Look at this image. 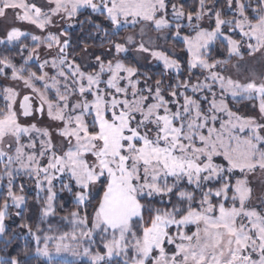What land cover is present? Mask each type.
Wrapping results in <instances>:
<instances>
[{
    "label": "snow or ice",
    "instance_id": "6c2138e0",
    "mask_svg": "<svg viewBox=\"0 0 264 264\" xmlns=\"http://www.w3.org/2000/svg\"><path fill=\"white\" fill-rule=\"evenodd\" d=\"M0 21L5 250L18 179L40 205L0 264H264V0H0Z\"/></svg>",
    "mask_w": 264,
    "mask_h": 264
},
{
    "label": "trees",
    "instance_id": "16d2710c",
    "mask_svg": "<svg viewBox=\"0 0 264 264\" xmlns=\"http://www.w3.org/2000/svg\"><path fill=\"white\" fill-rule=\"evenodd\" d=\"M184 3L186 5H191L192 0H184ZM98 19H101L98 17ZM71 34V39L73 46H76L78 40H85L87 37V33L84 32L82 33L80 30L79 25H76L72 29L69 30ZM99 41H93V40H87V43L89 44V50L95 51L96 54H100V52L103 51V49H100L98 47L93 46L94 44H97ZM80 47H83V44H80L79 47H77V52H79ZM180 47L182 45H178L176 47V51L179 53ZM160 70V66L157 65L156 67L153 68H142V71H148L150 73H158ZM186 75V73H185ZM245 103H241L239 105H234L238 106L239 108L242 107V105ZM23 181L25 183V195L27 196V205L22 209L19 210L21 211V216L17 217L15 215V212H11V219H8L5 221L6 226L8 228L9 234H11L13 231L17 233V237L13 240V243L5 250L3 244H0V259L6 258L9 254L11 255H17L18 253H21L25 245L30 241V237H27L24 234V231L19 229V225L25 221L30 222V223H36L39 219V208L40 205L37 203V196L35 193V187L34 185L27 181L25 178H20L17 180V186ZM43 198V197H42ZM57 207H60V205L64 206V211L61 212L60 214L63 215L65 214L68 210H71L73 208V203H72V198L67 194V193H61L60 194V199L56 201ZM11 211V210H10ZM53 223L58 220V217L50 218ZM44 227H47V224L43 225ZM23 237V238H21ZM34 251V246L32 248ZM22 260L26 259L28 260V264H47V260L40 258V257H20ZM58 260V259H57ZM64 261V260H61ZM66 262V261H65ZM84 264H86V261H84Z\"/></svg>",
    "mask_w": 264,
    "mask_h": 264
},
{
    "label": "rangeland",
    "instance_id": "374dc122",
    "mask_svg": "<svg viewBox=\"0 0 264 264\" xmlns=\"http://www.w3.org/2000/svg\"><path fill=\"white\" fill-rule=\"evenodd\" d=\"M4 23H7V22L0 21V27H2ZM22 27H28V26H27V25H22ZM70 29H72V28H70ZM70 29H68V31H69ZM161 43H163V41H161ZM167 47L171 48L172 46H171V45H168ZM175 50H176V49H175ZM89 51H91V52H95V51H93V50H89ZM142 64L144 65L143 68H153V67H156V66L158 65V64H155V63L149 64V63H147L146 61H143ZM251 67H253V68H254L255 70H257V71L260 70V69H259V66H258V62H256V61H253V62H252ZM235 107H238V106H235ZM240 109H241L242 111L246 110V108H245V104H243L242 107H241ZM5 184H6V182H5ZM4 190H6V188L3 187V186H0V191H4ZM35 193H36V196H37V191H36V189H35ZM40 195H41V197H43L45 194L41 193ZM14 211H18V210L15 209V208H13V209H11L10 212H14ZM40 258H43V257H40ZM43 259L46 260V258H43ZM56 259H58V260H64V261H71L73 258H72L71 256H63V257H56ZM85 261H86V259H85Z\"/></svg>",
    "mask_w": 264,
    "mask_h": 264
}]
</instances>
